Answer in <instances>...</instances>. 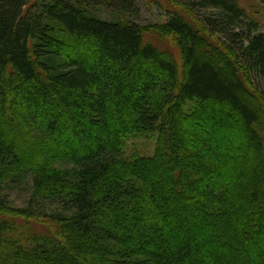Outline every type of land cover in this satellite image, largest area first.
<instances>
[{
	"label": "trees",
	"instance_id": "trees-1",
	"mask_svg": "<svg viewBox=\"0 0 264 264\" xmlns=\"http://www.w3.org/2000/svg\"><path fill=\"white\" fill-rule=\"evenodd\" d=\"M137 2L0 0V264H264L261 24Z\"/></svg>",
	"mask_w": 264,
	"mask_h": 264
},
{
	"label": "rangeland",
	"instance_id": "rangeland-1",
	"mask_svg": "<svg viewBox=\"0 0 264 264\" xmlns=\"http://www.w3.org/2000/svg\"><path fill=\"white\" fill-rule=\"evenodd\" d=\"M238 1L248 11V13H250L259 21V23L261 24V30L264 31V0ZM171 4L172 0H138L137 5L139 12L138 17L134 18V20L137 23L141 24L165 22L168 19V10H172ZM109 14L110 13L106 9H103V12L100 14V16L108 17ZM146 40L149 42H153L161 49L168 51L178 60L181 59V50L173 37L168 36L164 38L150 32L149 34H146ZM131 147L137 149L138 151L151 154L154 149V141L152 138L133 139L129 144V148ZM10 192L11 202L18 206L24 205L29 198L28 192H26V190L23 188H15ZM35 228L37 229H35L34 231L37 233L41 234L46 232V228L43 230V227L41 226H35Z\"/></svg>",
	"mask_w": 264,
	"mask_h": 264
}]
</instances>
